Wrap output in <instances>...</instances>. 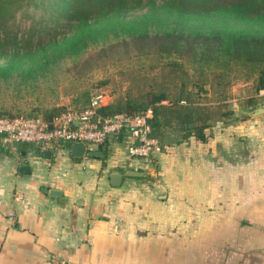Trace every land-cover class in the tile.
<instances>
[{
	"label": "crops",
	"instance_id": "1",
	"mask_svg": "<svg viewBox=\"0 0 264 264\" xmlns=\"http://www.w3.org/2000/svg\"><path fill=\"white\" fill-rule=\"evenodd\" d=\"M260 123H217L206 142L166 145L146 161L127 159L121 136L106 144L108 158L72 156L66 143L49 155L0 144V264H108L107 256L134 241L148 244L209 222L235 230L233 250L262 255L264 264ZM128 171L143 176L110 184L112 173Z\"/></svg>",
	"mask_w": 264,
	"mask_h": 264
},
{
	"label": "trees",
	"instance_id": "2",
	"mask_svg": "<svg viewBox=\"0 0 264 264\" xmlns=\"http://www.w3.org/2000/svg\"><path fill=\"white\" fill-rule=\"evenodd\" d=\"M45 2L50 16L38 21L32 35L15 34L9 47L2 34L15 12ZM63 20L71 25L69 34L58 32ZM110 36L130 39L138 63L121 72L129 82L126 92L99 112L108 116L151 109L152 135L161 150L190 138L206 142L215 124L238 119L230 105L237 80L251 82L255 95L264 91V0H0V42L11 49L0 64V77L36 79ZM246 100L252 109L257 104L255 96ZM66 109L22 116L50 119ZM102 151L103 158L110 156L106 145Z\"/></svg>",
	"mask_w": 264,
	"mask_h": 264
},
{
	"label": "rangeland",
	"instance_id": "3",
	"mask_svg": "<svg viewBox=\"0 0 264 264\" xmlns=\"http://www.w3.org/2000/svg\"><path fill=\"white\" fill-rule=\"evenodd\" d=\"M46 3L40 7L26 4L15 12L9 23V31L2 34L7 36L9 47L15 44V34L19 37L32 35L33 30L40 26L38 21L43 16H50L51 10L44 11ZM70 27V23L63 20L58 26L59 34L67 33ZM3 39L1 37L0 41ZM10 50L0 42V64L8 59ZM136 54L137 50L130 39L110 36L90 43L82 52L51 66L44 76L36 79L25 78L20 74L0 77V114L47 116L61 108L83 106L99 93L105 94L109 104L129 88V82L121 72L137 65ZM251 86V82L239 79L231 88L230 105L238 117L234 118V123L245 125L254 120H264V114L253 115L258 109L264 108V100H258L264 96V91L255 95ZM249 96L257 99L253 109L247 106L246 99ZM258 128V135H263V123ZM257 175V178H263ZM256 193L264 197L263 191ZM193 225L195 227L190 231L183 232L180 229L173 236H159L148 244L134 241L131 246L122 248L120 254L107 256L108 264H263L262 255L249 252L238 255V250H233L235 230L228 227L220 231L217 229L219 225L214 222L203 226L200 223ZM239 225L241 229H248L246 223Z\"/></svg>",
	"mask_w": 264,
	"mask_h": 264
},
{
	"label": "built area",
	"instance_id": "4",
	"mask_svg": "<svg viewBox=\"0 0 264 264\" xmlns=\"http://www.w3.org/2000/svg\"><path fill=\"white\" fill-rule=\"evenodd\" d=\"M103 105H107V97L99 93L91 97L87 107L67 108L50 119L0 116V144L9 148L34 144L41 151L62 143L98 149L121 136L129 160H151L162 152L147 123L153 115L151 109L107 116L99 112Z\"/></svg>",
	"mask_w": 264,
	"mask_h": 264
},
{
	"label": "water",
	"instance_id": "5",
	"mask_svg": "<svg viewBox=\"0 0 264 264\" xmlns=\"http://www.w3.org/2000/svg\"><path fill=\"white\" fill-rule=\"evenodd\" d=\"M263 114H264V108H260L253 113L254 116H259V115H263ZM147 123L151 124V120H147ZM45 154L49 155L48 152H46ZM71 154H72V156H75V157H84L86 155H92V156H98V157L104 156V153L102 151V147L99 148V151H90L83 144H74L71 147ZM25 169L27 170V167L23 166V167H21L20 170H21V172H23V170H25ZM142 176H143V174L141 172H137V171H128V172H124V173L114 172L110 176V184L113 187H119V186H121L123 179L125 177H142ZM50 194L57 196V195H59V192L56 190H52V191H50Z\"/></svg>",
	"mask_w": 264,
	"mask_h": 264
}]
</instances>
